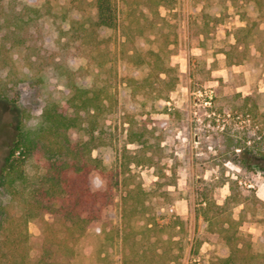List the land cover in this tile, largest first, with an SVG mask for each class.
I'll return each instance as SVG.
<instances>
[{"label":"rangeland","instance_id":"374dc122","mask_svg":"<svg viewBox=\"0 0 264 264\" xmlns=\"http://www.w3.org/2000/svg\"><path fill=\"white\" fill-rule=\"evenodd\" d=\"M70 1L49 0L52 15L40 20L45 54L57 51L58 33L66 27L62 15L95 20L92 0H79L82 9L77 12L68 11ZM115 1L118 25L105 34L118 77L141 79L148 73L146 67L126 64L122 55L121 34L133 22L130 27L141 32L134 34L141 51H159L175 85L166 100L156 99V91L148 89L133 102L119 95L117 107L100 119L109 147L99 154L106 168L116 171L117 181L112 204L79 237L71 264H198L191 253L196 240L200 253L223 256L224 244L196 209L201 191L222 203L228 190L219 184L226 178L238 180L243 191L251 190L262 202L237 206L232 213L240 219L244 210L239 230L255 252H264V157L251 153L254 142L264 137L258 133L264 127V29L261 25L246 39L239 32L253 16L250 0H164L157 10L159 29L151 28L152 2ZM9 55L10 69L21 82L18 102L0 100V168L22 114L32 122L46 99L62 105L70 96L64 78L48 69L31 85L37 74L26 65L24 51L14 48ZM106 59H98L105 63L101 72L83 58L75 65L88 64L102 84L108 76ZM95 77L88 76L84 84ZM121 83L118 90L126 85ZM130 136L139 142L129 143ZM73 138L86 137L75 133ZM237 142L245 145L241 153L232 149ZM102 183L92 175L93 186ZM129 191L144 193L137 196L147 205L144 216L128 198ZM28 231L38 238L39 224L29 223Z\"/></svg>","mask_w":264,"mask_h":264},{"label":"trees","instance_id":"16d2710c","mask_svg":"<svg viewBox=\"0 0 264 264\" xmlns=\"http://www.w3.org/2000/svg\"><path fill=\"white\" fill-rule=\"evenodd\" d=\"M144 1L152 2L155 18L151 28L159 29L157 10L164 5V0ZM31 2L0 0V100L16 103L19 99L21 79L10 69L9 53L14 48L24 51L26 65L37 74L31 85L38 84L41 74L48 69L64 78L70 96L62 105L46 99L32 122L23 113L8 147L0 168V264H71L79 237L100 222L102 211L113 201L116 171L107 169L99 154L101 149L109 147L100 119L117 107L119 95L133 102L148 89V92L156 91V99L166 100L174 88L175 78L159 51H141L135 41L141 32L130 27L133 22L122 31L119 41L122 55L126 64L136 69L146 67L148 73L141 79L118 77L116 61L108 57L109 40L105 34L118 25L115 0H92L93 22L62 15L66 27L58 33L54 55L45 54L41 45L40 20L52 15L49 0ZM250 2L253 16L239 31L245 39L260 31L261 25L264 29V0ZM81 9L79 0L70 1L69 12ZM104 57L108 76L102 84L97 81L99 73L89 70L88 64L75 65V61L83 58L86 63H95L101 72L105 63L98 59ZM90 75L96 77L85 85ZM121 81L126 85L118 90ZM75 133H83L86 138L75 139ZM258 133L262 135L264 127ZM138 139L130 136L128 141L133 144ZM244 146L237 142L232 149L241 153ZM251 149L252 155L264 157V137L254 142ZM93 174L103 181L99 187L92 185ZM219 185H227L228 190L222 203L209 197L207 191H201L196 214L221 239L226 253L223 256L200 253L196 240L191 250L194 259L198 264H264V252H255L239 230L244 210L239 213L240 219L233 218L232 213L237 206L262 202L251 190L243 191L238 180L226 178ZM140 193L129 191L127 196L135 208L139 207L138 214L144 216L147 205L144 198L137 197ZM35 221L40 226L38 238L28 231L29 223ZM35 240H38L36 245Z\"/></svg>","mask_w":264,"mask_h":264},{"label":"built area","instance_id":"2783aa9c","mask_svg":"<svg viewBox=\"0 0 264 264\" xmlns=\"http://www.w3.org/2000/svg\"><path fill=\"white\" fill-rule=\"evenodd\" d=\"M209 98H211V93L209 92V95H208Z\"/></svg>","mask_w":264,"mask_h":264}]
</instances>
